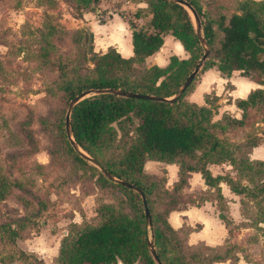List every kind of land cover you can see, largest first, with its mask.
Here are the masks:
<instances>
[{
	"label": "trees",
	"instance_id": "obj_1",
	"mask_svg": "<svg viewBox=\"0 0 264 264\" xmlns=\"http://www.w3.org/2000/svg\"><path fill=\"white\" fill-rule=\"evenodd\" d=\"M96 1L74 0L79 8L91 7ZM143 1L148 6L147 23L136 26L128 20L132 55L121 56L113 46H107L104 51H90V67L83 70L72 68L70 73L60 69L56 86L67 99L86 89L111 88L161 97H170L177 91L204 49L183 5L173 0ZM185 1L194 8L207 45V55L200 71L215 66L225 75L234 69L244 73H264V0H236L231 11L216 14L210 7L215 2L213 0L206 7H202L199 0ZM166 32L180 41L187 56L178 58L171 54L164 66L146 64L145 56L158 49ZM197 76L196 73L172 101L133 98L100 91L90 93L72 104L69 111L70 137L104 170L134 184L143 192L150 222L148 226L140 196L121 183L106 178L95 166L87 163L64 134L65 148L74 166L95 173L97 179L126 194L125 200L132 213L125 214L108 204H102L96 209L98 218L94 222L71 223L59 239L56 255L59 264H115L116 260L123 264L137 260L141 264H158L148 247V233L161 264H208L198 251L186 247L189 227L172 228L166 215L169 210L189 200L181 204L178 197L187 183L188 172L192 170L199 171L203 182L213 188L211 196L216 200L218 217L226 226L230 218L223 212L225 201L218 182L224 181L234 193L256 195L253 189L236 181L229 173L211 174L206 164L226 161L235 167L237 174L245 171L253 174L262 170L264 159H250L244 153L236 157L230 149V141L220 136L244 123L247 108L264 101V88L255 87L245 97L234 99L240 116L223 112L214 119L215 109L208 94L204 95L203 104L183 98L193 87ZM132 116L136 118L132 140H119L113 122L121 125L123 121H132ZM253 145H256L255 141L249 147ZM108 146L112 148L108 149ZM146 159L177 163L178 178L170 188L143 170ZM0 184L3 185L2 180ZM256 187L260 192L264 190V181L262 186ZM3 195L4 191L0 189V198ZM150 195L153 198L164 197L165 206L152 205ZM222 200L223 205L220 203ZM7 229L11 239L15 237L16 231L10 226Z\"/></svg>",
	"mask_w": 264,
	"mask_h": 264
},
{
	"label": "rangeland",
	"instance_id": "obj_2",
	"mask_svg": "<svg viewBox=\"0 0 264 264\" xmlns=\"http://www.w3.org/2000/svg\"><path fill=\"white\" fill-rule=\"evenodd\" d=\"M199 1L202 7L210 4V0ZM213 1L210 7L216 14L231 11L236 0ZM137 2L142 6H137ZM143 3L97 0L91 7L79 8L74 0H0V189L4 191L0 198V264H59V239L71 223L94 222L98 218L96 209L102 204L132 213L126 194L97 179L95 173L74 166L64 144L65 113L72 98L65 97L56 81L60 69L70 73L72 68L83 70L92 65L82 24L105 22L114 14L144 26L148 6ZM187 11L195 28L193 16ZM91 51L99 52L92 49V43ZM232 73L233 77H253L258 87L264 88L262 71ZM228 88L232 85L225 82L221 93L208 94L216 112L213 118L225 111L239 114L240 109L231 105V95L230 109L217 108L229 102V96L225 99L222 95ZM90 93L93 92L83 97ZM131 119L121 125L113 122L119 140H132L136 118ZM221 135V139L230 141L236 157L244 153L246 157L250 154L252 158L264 159V101L247 108L240 127ZM253 141L256 145L249 147ZM261 169L253 174H237L233 165L226 169L221 166L222 174L229 173L256 195L225 190L226 203H220H224L223 212L230 223L227 237L220 244L185 241L186 247L198 251L208 264H264V190L254 188L264 181V164ZM157 175L162 183L163 171L159 169ZM205 195L211 196L213 192L193 185L192 190L183 187L178 198L181 204L189 199L188 206L199 203ZM152 196V205L165 206L164 197ZM213 201L214 210L218 211L216 200ZM9 226L16 231L12 239ZM148 240H152L149 233ZM23 253L29 255L25 257ZM131 264L141 263L137 260Z\"/></svg>",
	"mask_w": 264,
	"mask_h": 264
},
{
	"label": "crops",
	"instance_id": "obj_3",
	"mask_svg": "<svg viewBox=\"0 0 264 264\" xmlns=\"http://www.w3.org/2000/svg\"><path fill=\"white\" fill-rule=\"evenodd\" d=\"M137 6H142V3H136ZM145 6V3H143ZM126 20L120 16L115 17L114 14L108 18L105 22L91 21L87 22L88 28L91 31V43L92 49L103 51L107 46H113L121 56L127 57L132 55V47L130 40V27ZM96 46V49H95ZM102 46V47H100ZM175 54L178 58L186 57L187 52L183 49L180 41L176 39L170 33H164L162 35V43L153 53L145 56L144 61L146 64H156L158 66H164L168 61V56ZM238 70V69H234ZM228 75L223 74L215 66H210L199 72L196 79H194L193 87L187 91L183 98L187 101L194 102L196 104H203L204 95L214 92V94L221 93L223 85L228 82L232 85V88H228L224 98L229 96V102L217 107L218 110H224L225 106L230 109V95L232 96L231 105L234 104V99L237 97H245L247 92L255 87H258V82L248 76L233 77V71ZM240 81V82H239ZM240 83V84H239ZM239 109V108H238ZM219 111V112H220ZM228 112V111H225ZM216 112H214L215 114ZM213 114V117H214ZM230 114V113H229ZM240 114V112H239ZM239 114L232 116L238 117ZM219 118V117H218ZM215 119V118H214ZM249 158L253 159L249 154ZM256 159V158H254ZM229 168L230 164L226 161L223 162H208L206 167L211 174H222L220 169ZM143 170L158 178V170L163 171L162 183L166 188H170L174 181L178 178V165L176 162H165L157 159H146L143 162ZM217 169L219 171H217ZM186 185L183 186L186 190H192L193 185L200 190L208 188L209 191H213L212 187L207 186L201 177L199 171H189L186 176ZM220 192L225 200L226 191L230 192L229 187L224 181L218 182ZM228 188V189H226ZM199 203L195 202L194 205H188L190 202H184L175 209L169 210L166 215V220L170 226L174 229H178L182 226H188V232L186 234V240L188 243L201 242L206 245L220 244L227 237L228 227L218 217V211L214 210L212 196L205 195ZM196 201V200H195ZM115 264H123L120 260H116Z\"/></svg>",
	"mask_w": 264,
	"mask_h": 264
},
{
	"label": "water",
	"instance_id": "obj_4",
	"mask_svg": "<svg viewBox=\"0 0 264 264\" xmlns=\"http://www.w3.org/2000/svg\"><path fill=\"white\" fill-rule=\"evenodd\" d=\"M173 1H175L177 3H180L185 8L189 9V11L191 12V14L193 16V19H194V22H195V28H194L195 32L198 35L199 42H200V44L202 45V47L204 49L203 53L200 56L199 61L196 63V65L190 71V73L185 77L184 81L178 87L177 91L173 95H171L170 97H161V96H154V95L146 94V93H138V92L125 91V90H120V89H111V88H108V89H94V90L93 89H86V90H82L80 93H78V94H76L75 96L72 97V99L69 101L68 108H67L66 113H65L66 135L68 136L69 141H70V143L73 146V149H75L79 153V155L82 156L85 160L92 162V164H94V166L96 168H99L98 170L100 172H102L107 178H109L111 180H114V181H117V182L121 183L122 185H124V186H126V187H128V188H130V189H132L134 191H136L139 194L140 199H141V203H142V207H143L144 218H145V221H146L147 225H149L150 217H149V212H148V208H147V205H146V200H145L143 192L137 186H135L134 184L112 176L110 173H108L106 170H104L93 158H91L87 153H85L82 149H80V147H78L74 143V141L70 137L69 111H70V108H71L72 104H74L77 100L81 99L84 96V94H86L87 92H90V91L93 92V93L94 92H100V91H109V92H113V93H116V94H119V95H122V96H126V97L152 98V99L166 100V101H172L177 96L180 95V93L182 92L183 88L192 80L194 75L198 72V70H199V68L201 66V63L203 62V60L205 59V57L207 55V45H206V42H205V40H204V38L202 36L200 20H199L197 14H196L194 8L188 2H186L185 0H173ZM82 27L86 31V35H87V39H86V53L88 54L91 51V39H92L91 31L88 28V26L85 25V24H82ZM148 246L152 250V256L155 259V261L158 264H161L157 260L156 254L154 253L151 240H148Z\"/></svg>",
	"mask_w": 264,
	"mask_h": 264
}]
</instances>
